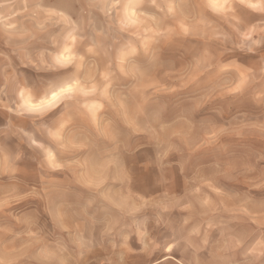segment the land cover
Wrapping results in <instances>:
<instances>
[{
    "label": "rangeland",
    "instance_id": "374dc122",
    "mask_svg": "<svg viewBox=\"0 0 264 264\" xmlns=\"http://www.w3.org/2000/svg\"><path fill=\"white\" fill-rule=\"evenodd\" d=\"M261 57L264 0H0V264L78 262L89 216L264 264Z\"/></svg>",
    "mask_w": 264,
    "mask_h": 264
},
{
    "label": "crops",
    "instance_id": "0c3cea01",
    "mask_svg": "<svg viewBox=\"0 0 264 264\" xmlns=\"http://www.w3.org/2000/svg\"><path fill=\"white\" fill-rule=\"evenodd\" d=\"M264 57L260 58L262 61ZM248 88L249 94L260 93L259 91H252L255 88L256 79L264 80V73L256 67L254 70L249 66L248 72ZM236 89V86H233ZM240 93V92H239ZM12 122V121H11ZM10 119H7L6 125L9 126ZM159 193L158 186L151 188V191H146L141 196H156ZM144 205H159L157 199H147ZM120 219L127 224L124 228L121 225L110 227L106 226V220H101V217L89 216L88 222L89 230L86 234L77 235L79 238L78 254L82 257L78 262L73 264H187L185 260L173 257L175 254L180 253L174 249L168 250L171 241H163L165 239H175L181 237V231L172 230L171 223L177 222V218L173 216L171 221L159 220L160 216H153L152 223H169L165 228L159 226L155 227L154 231H143L142 224L147 220L145 216H137L136 220H129L128 216H119ZM106 219V218H104ZM135 222L138 224L139 230H129L128 223ZM179 220L178 223H182ZM104 223V225H101ZM76 236V237H77ZM80 236V237H79ZM154 239L153 242L148 240ZM76 253V251H74ZM160 254L165 256L156 257ZM169 254V255H167Z\"/></svg>",
    "mask_w": 264,
    "mask_h": 264
},
{
    "label": "snow or ice",
    "instance_id": "6c2138e0",
    "mask_svg": "<svg viewBox=\"0 0 264 264\" xmlns=\"http://www.w3.org/2000/svg\"><path fill=\"white\" fill-rule=\"evenodd\" d=\"M241 3L245 4L246 0H241ZM209 4L211 7L215 8L217 10H221L227 4V0H209ZM246 6L250 7V8H257L260 5L247 2ZM67 90H70V88ZM53 95H55V94H53Z\"/></svg>",
    "mask_w": 264,
    "mask_h": 264
}]
</instances>
